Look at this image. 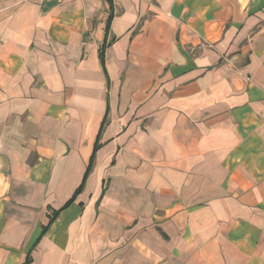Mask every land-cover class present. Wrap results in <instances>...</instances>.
Instances as JSON below:
<instances>
[{
    "label": "crops",
    "instance_id": "0c3cea01",
    "mask_svg": "<svg viewBox=\"0 0 264 264\" xmlns=\"http://www.w3.org/2000/svg\"><path fill=\"white\" fill-rule=\"evenodd\" d=\"M29 253L264 264V0H0V264Z\"/></svg>",
    "mask_w": 264,
    "mask_h": 264
},
{
    "label": "trees",
    "instance_id": "16d2710c",
    "mask_svg": "<svg viewBox=\"0 0 264 264\" xmlns=\"http://www.w3.org/2000/svg\"><path fill=\"white\" fill-rule=\"evenodd\" d=\"M108 1H109V3L112 2V0H108ZM110 23H111V19H109L108 24H107V28H106L107 34H108V31H109ZM105 47H106V45H104V47H103V48L101 49V51H100V59H101V63H102V65H103V67L105 66V56H104ZM105 122H106V119H105L104 123H105ZM97 149H98V145H96V147H95V150H94L93 156H92V158H91L90 165H89L88 168H87V172H86V174H85V178H84V181H83L81 187L77 190V192L75 193L74 197L68 202V204H67L66 206H68L70 203H72V202L75 200L76 196L82 191V189H83V187H84V184H85V181H86V179H87V177H88V175H89V173H90V171H91V168H92V162H93V160H94V156H95V153H96ZM59 213H60L59 211H55V212L53 213V215L50 216L49 224L43 228V232H44V233H46V231H47L48 228L52 225V223L55 221V219H56V217H57V215H58ZM31 263H32V257H31V253H29V255L27 256V259H26V261H25L24 264H31Z\"/></svg>",
    "mask_w": 264,
    "mask_h": 264
}]
</instances>
